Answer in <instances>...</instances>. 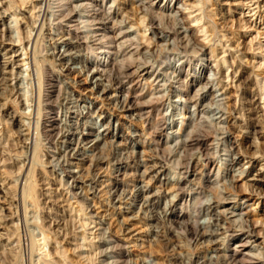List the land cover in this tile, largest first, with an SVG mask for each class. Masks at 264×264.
Instances as JSON below:
<instances>
[{"label": "rangeland", "instance_id": "obj_1", "mask_svg": "<svg viewBox=\"0 0 264 264\" xmlns=\"http://www.w3.org/2000/svg\"><path fill=\"white\" fill-rule=\"evenodd\" d=\"M28 1L0 0V12L12 5L0 20V264H105L113 259L110 248L123 253L122 264H229L224 250L238 238L223 228L204 238L188 233L194 220L214 231L215 215L206 209L214 201V185L231 198L237 192L248 197L241 199L243 209L239 204L222 208L235 212L229 214L235 225L245 218L255 225L260 219L256 229L263 233L252 251L264 252V94H255L261 86L264 92V25L260 26L264 2L252 10L257 5L249 0H156L155 29L143 26L148 25L147 15L136 16L137 3L106 0L112 22L102 21L114 27L107 33L111 42L101 44L82 25L78 35L69 33L66 20L54 27L53 19L48 23L50 14L42 37L36 35L40 23L30 37L27 32L40 14L41 2ZM79 3L68 0L66 7ZM260 9L262 20L254 15ZM205 22L204 31L195 30ZM186 26L194 28V39ZM210 26L216 34L209 31L205 36ZM8 37L18 45L9 46ZM64 37L67 43L62 42ZM201 41H210V47L215 42L216 56L211 48L201 54ZM107 45L113 54L104 51ZM223 45L239 60L242 57L246 74L240 67L233 71L229 63L218 66V60H232ZM26 49L29 54L24 55ZM17 53L30 57L34 70L44 68L45 75H34L33 85L24 78L17 82L21 76ZM26 68L24 77L29 73ZM207 79L210 92L201 90ZM41 83V95H48L42 98V118L40 109L31 106L39 103ZM21 84L29 89V101L21 94ZM129 85L139 102L155 105L148 115L129 108L122 87ZM195 92L203 112L202 126L193 128L189 117L196 107L186 99ZM250 101L256 102L252 125L247 119ZM232 104L241 113L232 115ZM52 118L58 129L45 135L43 128ZM190 133L213 139L209 149L215 161L208 178L201 151L180 146ZM237 157L244 160L234 163ZM251 158L256 160L253 165L248 163ZM241 170L243 177L238 175ZM183 177L189 180L184 184L186 203L177 196V182ZM234 178L238 180L233 182ZM190 188L199 190L201 204L197 202L195 209ZM182 207L191 217L186 213L177 223ZM110 236L120 245L109 244Z\"/></svg>", "mask_w": 264, "mask_h": 264}, {"label": "bare ground", "instance_id": "obj_2", "mask_svg": "<svg viewBox=\"0 0 264 264\" xmlns=\"http://www.w3.org/2000/svg\"><path fill=\"white\" fill-rule=\"evenodd\" d=\"M11 1V3L13 4V0H10ZM22 1V3H25V1L26 0H21ZM33 1V0H32ZM37 1H39V2H41L40 3V5H39V11H40V14L39 15H37L36 17H35V21L33 22V26H31V28H30V31H28L27 33H29V36L30 37H32V35H33V30L36 28V24L37 23H40L39 24V28H37V34L36 35H42L43 34V30H44V28H45V25L46 24H48L49 22H50V20L51 19H53L50 23L52 24V25H54V27L56 26V25H60V23L62 22V20H66L67 22H68V26L70 27V32L69 33H73V34H75V35H78V34H80L81 33V25H82V28H84L85 29V31H91L92 33H93V35L92 36H94V41L95 40H98V41H100L101 42V44L103 43L104 44V42H111L109 39V36L107 35V33L109 32V29H113V27H114V25L113 26H107L106 24L104 25L103 23H105V22H103L102 20L103 19H108V22L109 21H111L110 19V16H111V6L108 8V5H107V7L104 5L105 4V1L106 0H80V3L79 4H76V8H67L66 7V5H67V2H68V0H36V2ZM28 2H30V0L28 1ZM114 2H115V0H114ZM131 2L132 3H137L136 4V11H137V15L136 16H138L139 14H138V12L139 13H144V15H147L148 16V25L146 24V25H144L143 23V26H146V28H147V26L148 27H151V28H155L156 29V27H158V26H155L156 24H157V22H158V19H159V17H158V12H157V10H155V8L158 6V4L156 3V0H131ZM248 2H253V4L252 5H257L254 9H252V10H255L256 8L258 9V7H260L261 6V2H264V0H249ZM3 3V2H2ZM10 3V2H9ZM11 3H10V7L12 8V5H11ZM52 3H54V6H52ZM21 4V3H20ZM56 4V5H55ZM0 5H1V3H0ZM22 5V4H21ZM75 5V4H74ZM111 5H113V4H111ZM244 5H249V3H244ZM24 6V5H23ZM10 7L8 8V9H10ZM45 7V8H44ZM176 7V6H175ZM35 8H37V4H35L34 3V7H33V9H35ZM177 8V7H176ZM181 8V7H180ZM193 8V7H192ZM248 8H251V6H248ZM261 8V7H260ZM8 9H6V10H3V12L1 11L0 12V20H4L5 19V17H6V14L9 12L8 11ZM45 9H47V10H45ZM117 9V8H116ZM198 10H201V7L200 8H198ZM120 11V10H119ZM159 11H160V9H159ZM251 11V10H250ZM161 12V11H160ZM177 12H178V10H177ZM182 12V11H181ZM185 13V12H184ZM48 14H50L49 16H51L50 18H49V16H48ZM136 14V13H135ZM256 14H258V16H257V18H260V20H262V18H263V14H262V10L260 9V10H258L254 15H256ZM59 16H61V17H59ZM76 16H78V19H75L76 18ZM197 16V15H196ZM130 17V16H129ZM48 18H49V21H48ZM141 18H142V16H141ZM144 18V17H143ZM137 19L138 20H140L138 17H137ZM145 19L146 18H144V21H145ZM119 20V19H118ZM118 20L116 19V21L118 22ZM122 20H123V18H122ZM196 20L197 21H199V20H202V16L200 15V16H197L196 17ZM47 21H48V23H47ZM78 21H79V23H78ZM105 21V20H104ZM114 21H115V19H114ZM119 21H121V20H119ZM112 22V21H111ZM116 22V23H117ZM123 22V21H122ZM49 23V24H50ZM81 23V24H80ZM114 23V22H113ZM124 23V22H123ZM122 23V24H123ZM130 23V22H129ZM136 23L138 24V23H140L141 24V22L139 21H136ZM256 24H257V22H255ZM80 24V26H78ZM102 24H103V26H102ZM118 24L119 23H117V26H118ZM133 24H134V22H133ZM140 24H138L139 26H141ZM248 24V22H246L245 21V25L244 26H246ZM51 25V26H52ZM137 25V26H138ZM205 25H206V22L205 23H203V24H199L196 28H195V30H198V31H204V29H205ZM264 25V23H262V22H260V26H263ZM92 26H93V28H92ZM138 26V27H139ZM207 26V25H206ZM214 26V25H213ZM58 27V26H57ZM187 27V26H186ZM215 27V26H214ZM214 27H207V30H206V33H204L205 34V36H206V34L209 32V31H212L213 33H211V35L212 34H216V28H214ZM250 27V26H249ZM52 28V27H51ZM145 28V29H146ZM262 28H264V27H262ZM68 29V28H67ZM141 29H142V26H141ZM143 29H144V27H143ZM150 29V28H149ZM159 29V28H158ZM8 30V29H7ZM51 30V29H50ZM126 30V29H125ZM124 30V31H125ZM154 30V29H153ZM161 30H162V28H161ZM186 30H189L190 31V36H191V40H192V38L196 35L195 33H193L192 31L194 30V28H192V26H188L187 28H186ZM120 31V30H119ZM122 31V30H121ZM156 31V30H155ZM91 33V34H92ZM177 33V32H176ZM82 34V33H81ZM169 34V33H168ZM260 34V32H258L257 31V36ZM263 34H264V32H263ZM89 35V34H88ZM110 35V34H109ZM161 35V34H160ZM87 36V35H86ZM91 36V35H90ZM111 36V35H110ZM143 36V35H142ZM141 36V37H142ZM176 36V35H175ZM216 36V35H215ZM42 37V36H41ZM81 37V36H80ZM112 37H114V36H112ZM117 37V36H116ZM9 38V37H8ZM37 38H39V37H37ZM77 38V37H76ZM115 38V37H114ZM196 38V37H195ZM208 38V37H207ZM257 38V37H256ZM67 39H68V37L67 38H65L64 37V39H63V41L62 42H66L67 43ZM89 39V38H88ZM91 39V38H90ZM125 39V38H124ZM131 39V38H130ZM150 39V38H149ZM158 39L159 40H161L162 39V37L161 36H159L158 37ZM194 39V38H193ZM197 39V38H196ZM98 41H97V43H98ZM122 41V40H121ZM147 41V40H146ZM197 41V40H196ZM198 41H200V40H198ZM210 41L212 42V39H210ZM210 41H208V43H205L204 41H201L202 43H203V46H202V48H201V54H204L207 50H208V48H211V50H210V53H212V55H214V56H216L215 55V53H216V51L218 50V46L215 44V42H214V46H209V42ZM37 42V41H36ZM99 42V43H100ZM123 42L124 43H126L125 42V40H123ZM130 42V41H129ZM156 42V41H155ZM93 43H95V42H93ZM114 43V42H113ZM121 44H122V42H120ZM7 44L9 45V46H11V45H14V46H16V45H18V44H15V43H12V41H11V39L9 38V41L7 42ZM68 44H70L69 42H68ZM108 44V43H107ZM112 44V43H111ZM121 44H120V46H121ZM157 45V44H156ZM117 46H118V44H117ZM116 46V47H117ZM123 46V45H122ZM127 46V45H126ZM125 46V47H126ZM201 46V45H200ZM105 47V49L106 50H104V51H106L108 54H113V52H112V46H109V45H107V46H104ZM119 47V46H118ZM27 48V47H26ZM224 48H225V45H223L222 46V49H223V52H229L228 53V56L229 57H232V60L230 61V60H228V59H224L223 58V60H222V62H221V60H218V66L219 67H221L222 68V64L221 63H229V66L230 67H232L233 68V71L234 70H236L237 69V67H240L241 69H242V72H243V75L244 74H246V71H245V67H242V65L241 64H243V62L241 61V59H242V57H241V59L239 60L236 56H235V53H233V51H232V49H230L229 48V51H228V48H227V50L225 49L224 50ZM261 49H262V47H260ZM100 49V48H99ZM103 49V48H102ZM101 49V50H102ZM240 50V49H239ZM246 53V52H245ZM263 53V52H262ZM26 54H29V53H27V49H26V52H24V55H26ZM115 54V53H114ZM21 55V53L20 54H18L17 53V55H15L17 58H16V61H19V62H17L16 64H17V67H19L20 69H21V76H19V79H18V81L17 82H19V81H22V79L24 78V80L25 79H27V83L26 84H29V81H30V84H34V80H35V78H34V75H39V76H41V75H45V71H44V68H41L40 67V69H36V70H34L33 69V66L34 65H32V60H30V57L29 58H20L19 56ZM63 56V55H62ZM19 57V58H18ZM240 58V57H239ZM60 59H63V58H60ZM27 60H28V62H27ZM241 63V64H240ZM5 65L6 64H8V62H6V63H4ZM37 64V63H36ZM145 64H147V63H145ZM28 65V68H26V70L29 72L28 73V76L26 77H24V74H23V72H24V69H23V67H25V66H27ZM44 65V64H43ZM37 66H39L38 64H37ZM145 66V65H144ZM128 67V66H127ZM106 68V67H105ZM128 69V68H127ZM146 69V67H143V70H145ZM25 70V71H26ZM108 71V70H107ZM134 71V70H133ZM133 71H132V73H133ZM12 72V71H11ZM135 72V71H134ZM131 73V74H132ZM128 74V73H127ZM102 75V74H101ZM261 75V74H260ZM131 76V75H130ZM134 76V75H133ZM127 77V76H126ZM129 77V76H128ZM18 78V77H17ZM37 78L40 80L41 78H39L38 76H37ZM248 78H250V75H249V77L247 76V78H246V80L248 79ZM131 79V78H130ZM38 80V81H39ZM116 80V79H115ZM184 81V80H183ZM182 81V82H183ZM233 81V80H232ZM16 82V83H17ZM242 82H245V78H244V80L242 81ZM126 83V82H125ZM221 83H222V81H221ZM39 85V84H38ZM124 85V84H123ZM131 85V84H130ZM122 86L124 89H126L125 91L128 93V96H129V99H130V107L129 108H137L138 110H140V111H144V113H146L147 115H148V113H150L151 111H152V109L155 107V105H146V104H144V103H141V102H139L138 100H139V98H138V96L136 95H133V94H136V91H135V93H133L132 95H131V93H132V90L131 89H134V88H132L131 86ZM210 85H212V84H210V81H209V79H207V81L203 84V86H202V89L201 90H203V91H208V92H210V90H208V88H209V86ZM246 85H247V82H246ZM24 85H22L21 84V87L20 88H22L23 89V93L21 92V94L24 96V97H26V100H30V98H29V89H25V87H23ZM41 86V87H40ZM261 86V85H260ZM264 86V85H263ZM40 89H42V83L39 85V91H40ZM262 89H263V87L261 86V90H256L255 91V94H258V95H263L264 94V92H262ZM216 91V90H215ZM212 92V91H211ZM189 93V92H188ZM215 93V92H214ZM126 94V93H125ZM39 95V94H38ZM199 96V93H197V92H195V93H193V95H189L190 97H188L186 100L187 101H189V102H194L195 104H194V107H196L195 109H194V111H193V114H194V116L193 117H189V120H191V125H192V127L194 128V127H196L197 125H199L201 122H202V119L200 118V116L199 115H201L202 114V112H203V109H200V107L198 106V100L197 101H195V97L196 96ZM213 95V94H212ZM216 97L218 96V93H215L214 94ZM43 96H45V97H43ZM47 94L46 95H41V91H40V95L38 96V98L39 99H37V103H38V100H39V103H38V105L35 103V104H32L31 106H35V110H36V107L37 108H39L40 109V117L42 116V113H43V103L45 102V100L44 101H42V98H47ZM188 96V95H187ZM33 100V99H32ZM41 100V101H40ZM142 100V99H141ZM159 101H161L160 99H158ZM67 101H69V100H67ZM34 102V100L32 101V103ZM36 102V101H35ZM255 104H256V102L255 101H250L249 102V107H248V111H249V113H250V116L247 118L248 119V122L252 125V124H256V122L253 120L254 118H253V115H255V111H256V107H255ZM77 107V106H76ZM230 113L233 115V113L234 112H237V113H241V111L239 110L238 111V108H237V105H234V104H232L231 105V107H230ZM38 111V110H37ZM74 112H75V110H73ZM36 112V111H35ZM72 112V111H71ZM32 113V112H31ZM78 113L79 114H81L82 116H84V114L81 112H79L78 111ZM140 113V112H139ZM23 114H26V112H23ZM16 115V114H15ZM15 115H13V118L14 117H16ZM30 115V114H29ZM37 115H38V112H37ZM141 116H142V113L140 114ZM144 115V114H143ZM24 116H27V115H24ZM39 117V118H40ZM90 117V116H89ZM92 117V116H91ZM143 117H145V116H143ZM184 117H187V116H184ZM42 118V117H41ZM163 119H165V118H163ZM237 119H239V118H237ZM147 121H148V119H146ZM47 121H49V123H48V125H46V126H44V134L45 135H47V134H49L51 131H54V130H56V129H58L57 128V126H56V121H55V119L54 118H52L51 120H47ZM156 121V120H155ZM154 121V122H155ZM190 124V123H189ZM151 125V122L149 123V126ZM154 125V124H153ZM201 125V124H200ZM202 126V125H201ZM58 131V130H57ZM160 131V130H159ZM180 132V131H179ZM178 133V132H177ZM72 134V133H71ZM85 134V133H84ZM85 135H90L89 133L88 134H85ZM194 135V134H193ZM192 135V133H190L189 135H187L185 138H183V139H181L180 140V146H181V148H183L184 149V151H191V150H198V151H201V153H202V157H203V161H204V166L206 167V170H207V172H206V174H205V176L208 178L209 177V175H210V172H211V169H212V167L214 166V156L212 155V153L210 152V145L211 144H213V139H211L210 137H208V136H206V137H196V136H193ZM196 135V134H195ZM86 137V136H85ZM90 137V136H89ZM87 138V137H86ZM217 139V138H216ZM210 141V142H209ZM66 142H68L67 140H66ZM29 143H32V142H28V144ZM159 143H160V141H159ZM37 145V144H36ZM79 147V146H78ZM37 149V148H36ZM79 152V151H78ZM80 153V152H79ZM255 154L256 153H259L258 151H256V152H254ZM253 153V154H254ZM242 160H244V158L243 159H241V157L240 158H234V160H233V162L235 163V162H240V161H242ZM58 163V162H57ZM248 163H251L252 165L254 164V163H256V160L254 159V158H251L250 160H249V162ZM56 166V165H55ZM22 167V166H21ZM63 167V166H62ZM209 167H211V169L208 171V168ZM186 168V173H188L189 172V169H190V166L188 165L187 167H185ZM24 169V168H23ZM30 170V169H29ZM65 170V169H64ZM222 171V167L220 166L219 168H218V170H217V173H216V177H219L218 176V172L219 171ZM73 172V171H72ZM244 170H241V172H240V174H238L240 177H243L244 176ZM23 173V172H22ZM67 173H68V175L69 176H72V175H70V171L68 170L67 171ZM74 177V176H73ZM76 178V177H75ZM187 178L186 177H183V179L182 180H179L178 182H177V196L180 198V199H183V201H184V203H186V202H188L186 199H185V196H186V190H185V183L187 182ZM238 179L237 178H234V181L233 182H235V181H237ZM75 181V180H74ZM189 181V180H188ZM192 181V180H191ZM194 182V181H193ZM211 182H213V181H211ZM215 182V181H214ZM246 182V181H245ZM189 183V182H188ZM188 185V184H187ZM199 185H201L200 183H199ZM198 185V186H199ZM245 185V188L246 189H249V190H251L249 187H250V184H249V186L247 185V184H244ZM217 186V185H216ZM80 187V186H79ZM187 187V186H186ZM200 187V186H199ZM198 187V188H199ZM202 187V186H201ZM205 187V186H204ZM212 187V193H213V195H214V201L213 202H208L207 204H206V209L207 210H210V213H213V216L215 215V218H214V223L212 224L213 225V227L215 228L214 229V231H211V232H209L208 231V229H207V227H209V226H206V225H203V224H200L199 223V221L198 220H194V221H192V223H193V227L192 228H189L188 229V233H189V235H191V236H197V237H201V238H204V237H206V236H213V235H216V234H220L219 233V230H220V228H223V229H225L223 232L224 233H230L229 235H231L233 238H238V242L235 244V245H233V246H229V247H227L226 248V250H224V257H225V261L226 262H229V264H264V252L263 251H259L258 253H254V251H252V250H254V249H257V247L260 245L259 243H257V244H254V242H256L260 237H261V235H262V230H257L256 229V227H257V223L260 221V219H256L255 220V225H250L249 223H248V219H244V222L242 223V224H240V225H235V219H233V217H231V216H229V214H231L232 216L233 215H236L235 214V212L232 210V211H229V207H224V208H222V206H227L228 204H230V205H232V207H235L236 205H238L239 204V209H243L242 208V203L243 202H241V199L243 198V199H245V198H248L247 196H245L243 193H240V192H237L236 194H234V197L233 198H231V197H229V196H226V195H223V192L222 191H220L217 187H215V185L214 186H211ZM252 187H254V185H252ZM175 189H176V187H175ZM190 190H191V188H190ZM199 191V190H198ZM198 191L197 190H194V189H192L190 192H189V195H193V197H191V199L190 200H193L194 202H193V206H195L194 207V209L196 208V203L197 202H200V201H198V196H199V194H198ZM203 193V192H202ZM198 195V196H197ZM202 196V195H201ZM147 201V200H146ZM184 203H183V205H184ZM241 203V204H240ZM200 204H201V202H200ZM182 205V206H183ZM198 205H199V203H198ZM241 205V206H240ZM188 206V205H187ZM220 208H222V209H220ZM201 209V208H200ZM219 209V210H218ZM171 211H173L174 212V208L172 207L171 208ZM194 211H196V210H194ZM202 211V210H201ZM199 212V211H198ZM208 212V211H207ZM241 212V211H240ZM186 213L188 214L189 212H188V209H186V207H182V209H181V213H179V214H177L176 216V218H175V222H177V223H180V219L179 218H182V217H184V215H186ZM245 213H246V211H245ZM176 214V213H175ZM182 214V215H181ZM201 213L199 212V213H195V215H194V213H193V215L195 216V218L196 219H198L199 218V215H200ZM238 215H239V213H237ZM241 214H244V212H241ZM189 217H191V214L189 213ZM192 218H193V216H192ZM182 220V219H181ZM187 220H189V219H187ZM187 222H189V221H187ZM262 222V224L261 225H263V221H261ZM223 224H225V226L223 227L222 225ZM90 225V224H89ZM263 229V228H262ZM102 235V234H101ZM102 237V236H101ZM48 238H50V237H48ZM106 239V238H105ZM105 239H102V238H100V241H104ZM106 241H108L109 242V244H110V242L111 243H114V244H119L120 245V243L117 241V240H115V239H113V237L112 236H110V239L109 240H106ZM113 244V245H114ZM117 245H115V247L117 246ZM122 246V245H121ZM118 247V246H117ZM110 249H112V260H109V261H107V263H105V264H122V261L123 260H121V257H123L124 255H123V253L122 252H116V250L117 249H115V250H113L114 248H110ZM119 249V248H118ZM121 249V248H120ZM119 249V250H120ZM110 252V251H109ZM103 253V252H102ZM221 255V254H220ZM219 255V256H220ZM221 256H223V255H221ZM125 260V259H124ZM225 262V263H226ZM46 264H50V262H47ZM228 264V263H227Z\"/></svg>", "mask_w": 264, "mask_h": 264}]
</instances>
